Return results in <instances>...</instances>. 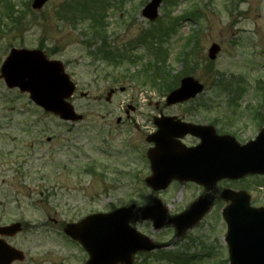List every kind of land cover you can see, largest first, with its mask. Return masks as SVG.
I'll list each match as a JSON object with an SVG mask.
<instances>
[{"label":"rangeland","instance_id":"obj_1","mask_svg":"<svg viewBox=\"0 0 264 264\" xmlns=\"http://www.w3.org/2000/svg\"><path fill=\"white\" fill-rule=\"evenodd\" d=\"M9 1L14 15L6 16ZM9 1L0 0V68L13 48L42 50L61 61L77 85L71 102L84 115L81 122H63L0 81V225L27 224L9 241L26 256L14 264H85L86 253L64 235L63 225L154 201L144 179L150 175L145 138L158 114L156 104L167 115L215 125L218 133L234 136L240 144L255 140L264 129V0H179L178 6L164 0L169 7H162L155 22L141 13L150 0H49L40 11L32 9L33 0ZM193 8L201 10L198 22L182 21L173 31L172 25ZM20 12L23 24L18 27L11 20ZM95 14L106 20L104 31L113 51L99 49L106 35L89 29ZM214 43L221 51L210 61ZM161 46L165 64H158L160 57L155 56ZM185 51L188 60L183 64ZM154 66L166 68L172 78L190 74L205 91L192 102L165 107L177 82L161 87L160 81L134 76ZM112 89L116 92L109 101ZM256 111L262 113L256 116L259 123ZM220 186L244 189L253 206L264 207L263 176ZM202 192L196 185L175 183L158 200L175 215ZM225 206L219 202L194 230L165 250L184 253V262L168 261L165 252H156L138 255L134 264H194L188 255H196L197 264H229ZM133 227L159 243L175 240L173 229L156 232L148 222Z\"/></svg>","mask_w":264,"mask_h":264},{"label":"water","instance_id":"obj_2","mask_svg":"<svg viewBox=\"0 0 264 264\" xmlns=\"http://www.w3.org/2000/svg\"><path fill=\"white\" fill-rule=\"evenodd\" d=\"M49 0H35L33 9L40 10ZM161 0H153L144 10L143 16L149 20L158 17ZM219 47L213 45L209 56L215 60ZM9 88H20L29 92L32 100L46 111L59 115L64 120L78 121L82 117L66 102L75 92V86L59 62L49 61L41 51L12 50L2 68V77ZM204 90L203 85L193 78L182 81L181 88L168 97V104L185 102L195 98ZM173 119L157 122L161 128L153 137L157 147L149 154L153 164V176L147 184L154 190L166 188L174 179L194 181L204 185L210 192L192 205L189 211L177 218L168 219L163 213L153 209H137L135 206L117 210L108 215H96L77 225H68L66 233L80 241L90 254L87 264H132L137 252H151L164 246L154 245L129 227L131 220L152 218L155 228L165 222L175 225L178 234L194 227L210 210L218 181L243 178L248 174H264V131L256 142L241 147L230 137H216L212 128L195 127L173 123ZM171 129V131H167ZM192 134L202 139V144L185 150L173 143L174 137ZM222 198L232 202L224 211L230 227L227 241L231 250L232 264H264V210H251L248 197L244 193L226 191ZM254 222L262 230L251 240L237 241L235 233L248 234L244 221ZM241 229H240V228ZM20 231L16 224L0 228L2 235H14ZM21 253L0 242V264H12L23 258Z\"/></svg>","mask_w":264,"mask_h":264},{"label":"trees","instance_id":"obj_3","mask_svg":"<svg viewBox=\"0 0 264 264\" xmlns=\"http://www.w3.org/2000/svg\"><path fill=\"white\" fill-rule=\"evenodd\" d=\"M10 4H11V3L8 2V3L6 4L7 8H5V11H3V13H5L6 16H9V14H10V15H14V5L11 4V5H12V6H11ZM6 6H5V7H6ZM194 14H195V13H194ZM194 14H193V15H194ZM22 15H23V13L21 12V15H20L19 17L13 18V16H12L13 21L15 22V26H16V25H17L18 27H19L20 25L22 26V24H23V22L21 21V19H22L21 16H22ZM194 16H195V15H194ZM1 18H3V17H2V15L0 14V19H1ZM10 18H11V17H10ZM97 22H99V20H98Z\"/></svg>","mask_w":264,"mask_h":264},{"label":"flooded vegetation","instance_id":"obj_4","mask_svg":"<svg viewBox=\"0 0 264 264\" xmlns=\"http://www.w3.org/2000/svg\"><path fill=\"white\" fill-rule=\"evenodd\" d=\"M156 110L158 111V113L160 114V115H162L163 114V110L159 107V105H157L156 106ZM11 123H12V121H11ZM6 127H8V125H5ZM11 138H12V136H11ZM8 157H10L9 155H7ZM12 157V156H11Z\"/></svg>","mask_w":264,"mask_h":264}]
</instances>
